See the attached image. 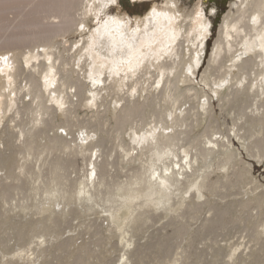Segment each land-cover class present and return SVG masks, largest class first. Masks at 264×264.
Here are the masks:
<instances>
[{
  "label": "bare ground",
  "instance_id": "bare-ground-1",
  "mask_svg": "<svg viewBox=\"0 0 264 264\" xmlns=\"http://www.w3.org/2000/svg\"><path fill=\"white\" fill-rule=\"evenodd\" d=\"M108 1L0 0L4 20L32 7L0 24V264L264 263L245 158L264 162V0L232 1L200 81L201 2L167 0L134 29L107 16L66 68L56 39ZM233 228L242 251L216 238Z\"/></svg>",
  "mask_w": 264,
  "mask_h": 264
},
{
  "label": "rangeland",
  "instance_id": "rangeland-1",
  "mask_svg": "<svg viewBox=\"0 0 264 264\" xmlns=\"http://www.w3.org/2000/svg\"><path fill=\"white\" fill-rule=\"evenodd\" d=\"M166 1L167 0H111V1L109 0L105 5L101 6L99 14L97 15L98 17H96V15L95 16L90 15L88 17V19H87L88 25L87 26L85 24L84 28L74 29L72 31L67 32L64 35L59 36L56 39V45L59 48L58 51L59 50H60V52L63 51L62 53L65 57L64 60H66L64 62V66L66 68H69V67L71 68V66L73 65L72 56L77 53V50L79 49V47L82 46L83 42L88 39V37L91 34V32L93 31V29L95 30L96 27L98 28L102 22H104V21L106 22L107 20H109L110 18H108V17L115 18L117 16V18L119 17L121 19L125 17L122 20L126 21L127 23H130L129 24L130 27H132V29H134L136 27L135 25L137 24V20L144 19L155 6H158V5H159L158 7L164 6ZM232 1L233 0H179L180 9L181 10L183 9L182 11L184 13H186V12L190 13L201 2L203 8L205 9L206 18L210 21V24H209L210 25V34H209V37H208L207 42H206L207 44H206L203 60L199 66V71L197 74V80H199V81H200L203 73L206 71V69L209 66L212 50L214 49L215 42L218 40L219 35H220L221 24L223 23V21H224L223 19L225 18L226 14L232 8L231 7ZM22 4L24 5V9H22V7H21V9H22L21 10L20 6H23ZM30 6H31L30 4L28 6L27 2L21 3L17 10L11 9L10 12H8V14H7L8 17L5 19L6 20L12 19L11 20L12 22H13V20H14V22H15V20H20L19 18H21V16H20V13L18 15L17 11L20 9L21 12L22 11L27 12L28 10H30V8H32ZM235 11H236V8H235ZM4 15H5V13H4ZM120 15L122 17H120ZM0 16H1V14H0ZM77 16H79V12L77 13ZM3 17H6V16L2 15L1 18H3ZM3 20L4 19H0V24L1 23L5 24L8 22V21L4 20L5 21V23H4ZM52 20H53V18H52ZM127 20H129V22ZM11 21L8 23H11ZM132 22H134V24ZM67 60L69 61V63L67 62ZM67 64H68V66H67ZM76 69L79 70L80 68L76 66ZM27 72H28V70L26 71V73ZM26 73L22 76L21 80H18V83L21 82L22 85L23 84L25 85V82H26L25 77L27 75ZM29 99L30 98H28V97L25 98V100H27V101ZM216 104H218L217 101H216ZM78 113H79V115H81V117H84V115L87 117H90L93 114L91 112V110L86 108V107H82V108L78 109ZM220 115L222 116L221 120L222 121L226 120V122H227V124L223 128L229 129L230 127H232L233 121H232L231 116L228 115V113L225 111ZM226 126H228V127L226 128ZM1 148H3V146ZM245 158L250 163H253L255 165L254 176L257 177L258 181H260L261 183H264V162H262V163L258 162V160L256 158L250 157L246 152H245ZM78 161H79L78 162V169L80 170V171L79 170L78 171L81 172L80 175H83L84 174L83 171H85L84 169L87 168L88 164H89V168H91L90 162L89 163L85 162V161L82 162V159H79ZM84 162L88 163V164L86 165ZM82 163H83V166H82ZM82 167L83 168L85 167V168L83 169ZM81 168H82V170H81ZM89 173L91 174V172H89ZM73 176H75V175L73 174ZM245 191H246V189H241V192L245 193ZM231 198H233V197H231ZM262 217H264V211L262 212ZM74 221H73V223L76 225V224H78L80 219H75ZM242 231H244V230H242L240 228H233L231 230L220 231V233L218 234V236L216 238L218 240V243L221 245H226V243L229 245V244H232L234 242L243 243L242 248L240 250V251H242V249H244L243 247L247 244V242L249 240L248 236H243V235H247L246 231H244V232H242ZM88 236L89 235H87L86 238ZM243 237H244V241H243ZM205 242L210 243L211 241L206 240ZM247 251L249 252V250H246L243 254V257L247 256V253H248ZM209 258H210V256H209ZM225 259L227 260L228 258L226 257ZM248 261L249 260H247V263H248ZM237 262H236V264H240L241 260L239 259V260H237ZM242 264H244V262H242ZM262 264H264V263H262Z\"/></svg>",
  "mask_w": 264,
  "mask_h": 264
},
{
  "label": "snow or ice",
  "instance_id": "snow-or-ice-1",
  "mask_svg": "<svg viewBox=\"0 0 264 264\" xmlns=\"http://www.w3.org/2000/svg\"><path fill=\"white\" fill-rule=\"evenodd\" d=\"M153 12H154V10H153ZM155 14V13H154ZM81 27H83V25H81ZM5 59H6V57H5Z\"/></svg>",
  "mask_w": 264,
  "mask_h": 264
}]
</instances>
